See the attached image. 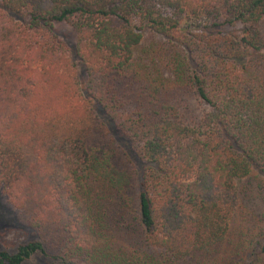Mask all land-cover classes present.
<instances>
[{
    "label": "trees",
    "instance_id": "16d2710c",
    "mask_svg": "<svg viewBox=\"0 0 264 264\" xmlns=\"http://www.w3.org/2000/svg\"><path fill=\"white\" fill-rule=\"evenodd\" d=\"M264 0H1L0 264H264Z\"/></svg>",
    "mask_w": 264,
    "mask_h": 264
},
{
    "label": "rangeland",
    "instance_id": "374dc122",
    "mask_svg": "<svg viewBox=\"0 0 264 264\" xmlns=\"http://www.w3.org/2000/svg\"><path fill=\"white\" fill-rule=\"evenodd\" d=\"M1 2V0H0ZM245 214L249 219L257 218L260 228H264V184H255L247 187ZM35 240L33 232L27 225V217L21 211L15 209L6 196L0 193V251L16 253L18 247ZM26 264H50L40 256L34 255Z\"/></svg>",
    "mask_w": 264,
    "mask_h": 264
}]
</instances>
